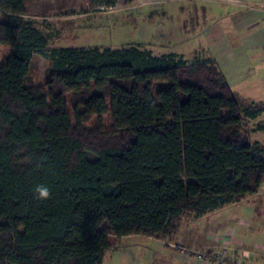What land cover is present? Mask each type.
<instances>
[{"label":"trees","instance_id":"1","mask_svg":"<svg viewBox=\"0 0 264 264\" xmlns=\"http://www.w3.org/2000/svg\"><path fill=\"white\" fill-rule=\"evenodd\" d=\"M0 14V45L11 48L0 63V264H101L109 235L164 236L187 210L259 190L264 158L245 119L264 105L213 61L49 46L24 0H0ZM35 55L50 64L43 85L31 79ZM41 184L47 200L35 198Z\"/></svg>","mask_w":264,"mask_h":264},{"label":"rangeland","instance_id":"2","mask_svg":"<svg viewBox=\"0 0 264 264\" xmlns=\"http://www.w3.org/2000/svg\"><path fill=\"white\" fill-rule=\"evenodd\" d=\"M254 1L118 0L110 7L91 8L89 0H24V17L33 20L47 36L49 46L120 48L136 45L151 50L154 55L174 52L190 63L195 60L213 61L205 38L214 34L210 32L206 37L205 28L212 27L220 16L226 18L225 8L260 6ZM192 5L200 8L195 20L189 19L197 11ZM218 12L223 13L219 15ZM223 18L222 25L229 27L228 18ZM183 22L186 30L181 28ZM229 50L230 46L224 53ZM10 52L9 46L0 45V63ZM253 64L246 82L230 84L249 101L264 102V63L254 61ZM49 66L47 59L34 56L30 71L34 83L44 84ZM245 123L251 140L264 143V128H257L264 123V113L254 119H245ZM96 124L97 120L93 118L84 124V128L90 130ZM103 125L105 129L111 127L109 114L103 117ZM258 156H264V150ZM176 224V230L164 236L129 235L117 238L109 235L110 248L105 251L101 264H198L196 258L201 253L217 258L215 264H223L225 257L233 258L235 255L251 260L246 252L253 246L251 243L264 242V186L240 201L203 215L187 210ZM257 227L262 229L257 231Z\"/></svg>","mask_w":264,"mask_h":264},{"label":"crops","instance_id":"3","mask_svg":"<svg viewBox=\"0 0 264 264\" xmlns=\"http://www.w3.org/2000/svg\"><path fill=\"white\" fill-rule=\"evenodd\" d=\"M189 1L194 2L195 0ZM216 1H225L229 3L238 2V0ZM254 3H258V5L260 6L251 7L248 9L234 8L232 10L225 8L224 13L226 15V18L220 16L215 20V23L212 27H206V37L210 32L214 35L211 37H207L205 38L206 40H204L205 44L210 49L209 52H212L211 58L213 62L222 71L231 88L237 91L246 102L264 105V102L249 101L242 95L239 90L232 87V85H238L240 83L246 82L245 80H247V75L253 70L254 61L264 63V0H256L254 1ZM192 6L195 7V9L197 8V11L192 15L194 17H191L189 19L195 20L199 14L198 9L200 8L194 5ZM222 13L223 12H218L219 15ZM222 18H228L227 20L231 25L229 27L228 25L224 27L222 25ZM184 27L185 22L182 23L181 28L183 30H186L187 27ZM211 28H213V30ZM229 46L230 50L224 53L226 49H229ZM257 49H259L260 51H255ZM219 65L223 68L228 78L226 77L223 70L219 67ZM230 83H232V85ZM262 113L264 112H261L260 114ZM258 127H260L259 129L264 128V123H260L257 128ZM258 141L260 142L259 145L261 146L262 150H264V143H262L261 140ZM255 142L257 141L255 140ZM260 157L264 158V156ZM261 185L264 186V181H262ZM261 229L262 227H257V231H260ZM251 244L253 245H251V249L249 248L246 250L247 254L252 257L251 260L249 259L251 264H264V242L254 241Z\"/></svg>","mask_w":264,"mask_h":264},{"label":"built area","instance_id":"4","mask_svg":"<svg viewBox=\"0 0 264 264\" xmlns=\"http://www.w3.org/2000/svg\"><path fill=\"white\" fill-rule=\"evenodd\" d=\"M196 260L198 264H203L204 262L206 264H215L217 262V258H213V256L209 257L207 255H203L202 253L197 255ZM223 264H249V262L247 259L245 260L243 256L235 255L233 258L225 257Z\"/></svg>","mask_w":264,"mask_h":264},{"label":"clouds","instance_id":"5","mask_svg":"<svg viewBox=\"0 0 264 264\" xmlns=\"http://www.w3.org/2000/svg\"><path fill=\"white\" fill-rule=\"evenodd\" d=\"M35 198L38 200H47L51 197L50 188L46 185H37L34 189Z\"/></svg>","mask_w":264,"mask_h":264}]
</instances>
